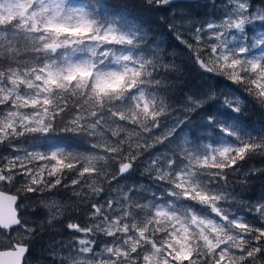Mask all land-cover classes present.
<instances>
[{
  "label": "snow or ice",
  "instance_id": "1",
  "mask_svg": "<svg viewBox=\"0 0 264 264\" xmlns=\"http://www.w3.org/2000/svg\"><path fill=\"white\" fill-rule=\"evenodd\" d=\"M141 8L166 13L203 86L174 97L173 53L104 0H0V184L69 190L85 210L52 264H264V197L242 201L230 180L264 175L243 167L264 160V126L242 119L250 101L264 110V0ZM58 129L88 147L70 150ZM18 199L0 192V264H28L42 227ZM41 203L49 226L69 207Z\"/></svg>",
  "mask_w": 264,
  "mask_h": 264
},
{
  "label": "trees",
  "instance_id": "2",
  "mask_svg": "<svg viewBox=\"0 0 264 264\" xmlns=\"http://www.w3.org/2000/svg\"><path fill=\"white\" fill-rule=\"evenodd\" d=\"M105 4L111 9L121 10L130 18H135L143 27L148 30L150 36L157 42H162L163 47H167L168 51L173 53V59L180 71L170 73L171 79L175 82L176 87L171 90V94L177 99L182 97L183 93L189 89L195 91L204 85V80L199 74V70L193 65L190 59V53L183 45L169 34L167 25L163 22L162 17L166 16L165 12L150 13L142 10L141 0H104ZM197 116H193L196 120ZM244 124L249 128L259 129L264 126V114L255 102H249L242 116ZM63 138V142L67 143L70 149L84 152L88 145L82 143L78 138L71 134L60 133L59 129L55 134ZM5 145L0 144V150ZM264 160L255 158L244 164V169L250 166L262 165ZM139 173V172H138ZM230 180L235 181L233 187L237 195L244 199H253L257 189L264 183V175L251 177L246 183H242L240 177H230ZM4 187V188H3ZM19 184L15 185H0V189L15 193L20 197V212L29 220L32 226L42 225L34 237L30 240V254L28 256V264H52L49 257V252L53 246L59 241H67L69 234L65 231L64 225L69 219L76 220L80 218V222H84V209L73 211L75 201L71 199L69 190L60 189L52 195L47 193H37L35 195H25L18 192ZM41 200L48 202L56 201L61 205L69 206L67 212L62 214L59 220L54 221L51 226L47 223L49 219V209H46ZM51 211L55 212V209ZM62 213L64 209H61ZM14 232V231H13ZM12 232V233H13Z\"/></svg>",
  "mask_w": 264,
  "mask_h": 264
},
{
  "label": "rangeland",
  "instance_id": "3",
  "mask_svg": "<svg viewBox=\"0 0 264 264\" xmlns=\"http://www.w3.org/2000/svg\"><path fill=\"white\" fill-rule=\"evenodd\" d=\"M210 83H213L215 84L216 81H210ZM229 82H226L224 81L223 78H219V84H218V87H217V91H219L220 89H224L226 88L227 84ZM263 114H264V110H263ZM198 120L199 117L197 116L196 117ZM196 120H193L194 122ZM70 149V148H69ZM70 150H73V149H70ZM0 152L4 153V154H8L10 152V149L4 147L2 150H0ZM264 166V163L262 165H258V166H255V167H262ZM143 180V177H141L139 175L138 172L134 173L133 176L131 177V179L129 180V183H132V182H141ZM1 185V184H0ZM4 188V187H3ZM260 197H264V183L260 186V189H257V192L255 193L254 195V198L249 200V199H244V198H241L242 201H250V202H255L257 201ZM241 211L243 212L244 210L241 209ZM246 216H248L250 219H252L251 215L248 214L247 212L244 213ZM13 237H16V232L14 231L12 234H11ZM0 239H3V237H0ZM0 249H3V248H0Z\"/></svg>",
  "mask_w": 264,
  "mask_h": 264
},
{
  "label": "water",
  "instance_id": "4",
  "mask_svg": "<svg viewBox=\"0 0 264 264\" xmlns=\"http://www.w3.org/2000/svg\"><path fill=\"white\" fill-rule=\"evenodd\" d=\"M180 2H183V0H180ZM0 192L4 193L5 195H9V196L10 195H17V194L10 193V192H7V191L1 190V189H0ZM19 202H20V197H19L17 203L19 204Z\"/></svg>",
  "mask_w": 264,
  "mask_h": 264
}]
</instances>
